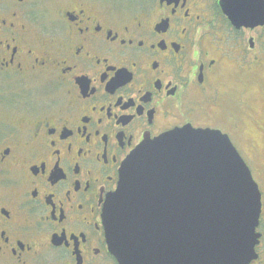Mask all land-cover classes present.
Wrapping results in <instances>:
<instances>
[{
  "label": "flooded vegetation",
  "instance_id": "1",
  "mask_svg": "<svg viewBox=\"0 0 264 264\" xmlns=\"http://www.w3.org/2000/svg\"><path fill=\"white\" fill-rule=\"evenodd\" d=\"M185 127L248 167L264 264V0H0V264H118L121 167Z\"/></svg>",
  "mask_w": 264,
  "mask_h": 264
},
{
  "label": "water",
  "instance_id": "2",
  "mask_svg": "<svg viewBox=\"0 0 264 264\" xmlns=\"http://www.w3.org/2000/svg\"><path fill=\"white\" fill-rule=\"evenodd\" d=\"M259 213L257 185L229 138L185 127L125 161L103 224L118 264H245Z\"/></svg>",
  "mask_w": 264,
  "mask_h": 264
},
{
  "label": "rangeland",
  "instance_id": "3",
  "mask_svg": "<svg viewBox=\"0 0 264 264\" xmlns=\"http://www.w3.org/2000/svg\"><path fill=\"white\" fill-rule=\"evenodd\" d=\"M248 137H250V138H252L251 136H248ZM253 137H254V134H253ZM245 139H247V137H244ZM253 139V138H252Z\"/></svg>",
  "mask_w": 264,
  "mask_h": 264
}]
</instances>
